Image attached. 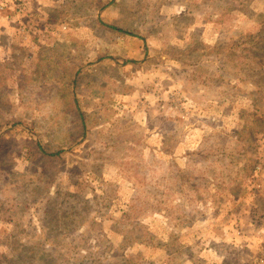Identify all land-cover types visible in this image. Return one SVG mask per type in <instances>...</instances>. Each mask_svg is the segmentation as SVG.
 <instances>
[{"label": "rangeland", "instance_id": "rangeland-1", "mask_svg": "<svg viewBox=\"0 0 264 264\" xmlns=\"http://www.w3.org/2000/svg\"><path fill=\"white\" fill-rule=\"evenodd\" d=\"M0 264H264V0H0Z\"/></svg>", "mask_w": 264, "mask_h": 264}, {"label": "trees", "instance_id": "trees-1", "mask_svg": "<svg viewBox=\"0 0 264 264\" xmlns=\"http://www.w3.org/2000/svg\"><path fill=\"white\" fill-rule=\"evenodd\" d=\"M110 27H111V26H110ZM111 28L116 29V28H114V27H111Z\"/></svg>", "mask_w": 264, "mask_h": 264}]
</instances>
